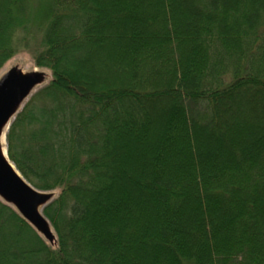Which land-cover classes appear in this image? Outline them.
I'll return each mask as SVG.
<instances>
[{
    "label": "trees",
    "instance_id": "1",
    "mask_svg": "<svg viewBox=\"0 0 264 264\" xmlns=\"http://www.w3.org/2000/svg\"><path fill=\"white\" fill-rule=\"evenodd\" d=\"M23 51L8 157L57 239L0 198V264H264V0H0Z\"/></svg>",
    "mask_w": 264,
    "mask_h": 264
},
{
    "label": "water",
    "instance_id": "2",
    "mask_svg": "<svg viewBox=\"0 0 264 264\" xmlns=\"http://www.w3.org/2000/svg\"><path fill=\"white\" fill-rule=\"evenodd\" d=\"M46 81L43 71L24 72L18 67L0 78V198L16 210L50 243L56 235L43 213L54 197L32 186L8 157L6 134L16 115L37 87Z\"/></svg>",
    "mask_w": 264,
    "mask_h": 264
},
{
    "label": "rangeland",
    "instance_id": "3",
    "mask_svg": "<svg viewBox=\"0 0 264 264\" xmlns=\"http://www.w3.org/2000/svg\"><path fill=\"white\" fill-rule=\"evenodd\" d=\"M13 67H18L19 69L23 70L24 72H33L35 70L37 71H43L46 73V81L45 83L42 85L44 86L45 84H47L51 79H52V73L49 69L46 68H40V67H36L35 62L32 58V56L27 53L26 51H23L17 55H15L14 57H12L1 69H0V78L3 76V74H5L8 70H10ZM42 86L37 87V89L34 91V93L41 88ZM33 93V94H34ZM32 94V95H33ZM31 95V96H32ZM28 101V100H27ZM26 101V102H27ZM25 105V104H24ZM24 107V106H23ZM130 150L133 151V149L131 147L128 148V151ZM127 151V150H124ZM125 159L128 160V162L130 164H132V168L127 169L129 173H133L136 176V173H134V164L138 163L139 155L133 151L130 157L125 156ZM52 193V192H51ZM54 194V193H53ZM54 198V197H53ZM54 231V230H53ZM55 233V232H54ZM56 235V234H55ZM57 239V237H56ZM49 242V241H47Z\"/></svg>",
    "mask_w": 264,
    "mask_h": 264
}]
</instances>
